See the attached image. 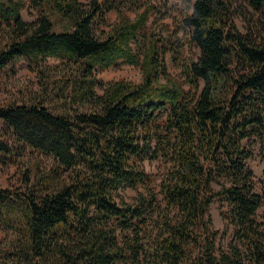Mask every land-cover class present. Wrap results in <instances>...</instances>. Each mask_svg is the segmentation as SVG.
<instances>
[{
  "label": "trees",
  "instance_id": "trees-1",
  "mask_svg": "<svg viewBox=\"0 0 264 264\" xmlns=\"http://www.w3.org/2000/svg\"><path fill=\"white\" fill-rule=\"evenodd\" d=\"M236 1L188 0L172 39L146 34L153 4L30 0L38 14L26 22L23 0H0V69L23 57L43 81L29 103L0 106V120L65 173L32 183L25 172V197L0 188V223L16 237L2 264H264V193L244 143L254 139L264 161V28L240 32ZM240 1L264 13V0ZM111 10L117 22L98 28ZM179 31L195 58L176 54ZM168 51L184 85L170 79ZM121 62L137 65L141 80L96 76ZM11 152L0 140V154ZM146 159L166 165L158 182ZM139 186L125 201L122 191ZM217 197L232 227L226 247L209 215Z\"/></svg>",
  "mask_w": 264,
  "mask_h": 264
},
{
  "label": "rangeland",
  "instance_id": "rangeland-1",
  "mask_svg": "<svg viewBox=\"0 0 264 264\" xmlns=\"http://www.w3.org/2000/svg\"><path fill=\"white\" fill-rule=\"evenodd\" d=\"M25 7L21 11L22 17L26 22H32L37 17V11L30 6V0H23ZM84 3L90 0H81ZM143 6L144 4H153L155 6L150 19L146 26V34L159 33L162 37H173V32L176 30V24L179 19L188 11V0H125V6L129 5ZM235 15L234 23L238 30L244 35L256 36V27L264 28V13L255 14L251 9L237 0L233 4ZM127 14L130 17L134 16V12L128 10ZM118 20V15L115 10H111L105 15V22L100 23L98 28L109 30ZM163 24L164 27L160 25ZM1 29L4 25L0 24ZM0 35V48L5 41V36ZM158 37V36H157ZM177 55L180 60H188L195 58L197 49L186 42L181 31L176 33ZM137 48L135 47V50ZM165 65L167 67L170 79L177 84L184 85V77L181 75L179 64L173 59L171 52H166L164 55ZM58 61L54 58H48L46 64L53 66ZM51 74L50 71H48ZM96 76L108 82L116 79H125L132 82L141 80L140 69L137 65L119 63L116 66L109 67L105 70L97 71ZM59 77V76H57ZM164 81V79H162ZM41 82H43L34 66L25 58L18 57L0 69V106L10 104L29 103L32 100L33 94L39 90ZM187 88V86L185 85ZM101 93V89H98ZM0 140L5 142L12 150L10 154H0V188L12 190L16 197H25L28 189L24 183V173H28L31 182H35L38 177H57L62 181L65 177L64 171L58 166L57 162L49 155H45L37 150H34L24 143L15 139L13 132L0 120ZM252 152L251 157L247 160V166L253 173L254 189L258 193H264V161L259 155V146L254 139L244 142ZM144 169L154 174L156 182L161 177L166 169V165L159 159H146L140 162ZM55 183V182H54ZM217 187V186H215ZM143 187L137 189L126 188L122 191V196L125 201L132 202L138 192H143ZM227 211L226 202L221 198H214L209 208L211 224L214 229L219 231L217 243L226 247L232 240V227L224 218L223 214ZM259 220L264 221V209L258 211ZM15 233L13 230L6 228L0 223V264L5 261H10V258L15 257L14 239ZM119 264H146L145 262H123Z\"/></svg>",
  "mask_w": 264,
  "mask_h": 264
}]
</instances>
